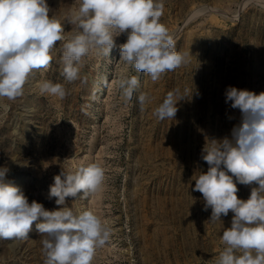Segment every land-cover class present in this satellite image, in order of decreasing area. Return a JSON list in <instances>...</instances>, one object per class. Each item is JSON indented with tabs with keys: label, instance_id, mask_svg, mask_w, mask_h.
<instances>
[{
	"label": "rangeland",
	"instance_id": "1",
	"mask_svg": "<svg viewBox=\"0 0 264 264\" xmlns=\"http://www.w3.org/2000/svg\"><path fill=\"white\" fill-rule=\"evenodd\" d=\"M48 4L63 16L76 0ZM161 22L176 50L192 57L156 82L121 61L117 46L109 57L90 53L81 79L67 83L57 42L50 67L34 71L21 96L0 98V167H9L6 179L29 203L57 210L55 198L48 199L54 176L93 162L103 167L98 193L66 198L74 212L90 210L111 229L92 264H217L221 235L231 225V212L209 222L211 208L204 210L193 177L209 167L201 159L206 138L230 136L240 122L225 90L264 92V0H164ZM125 41L116 38L117 45ZM133 75L140 84L126 103L118 82ZM44 80L64 84L66 97L41 95ZM175 89L186 98L173 120L161 121L153 111ZM141 93L150 97L143 109ZM237 187L238 198L248 199L251 186ZM35 223L27 239H0V264H44Z\"/></svg>",
	"mask_w": 264,
	"mask_h": 264
},
{
	"label": "clouds",
	"instance_id": "2",
	"mask_svg": "<svg viewBox=\"0 0 264 264\" xmlns=\"http://www.w3.org/2000/svg\"><path fill=\"white\" fill-rule=\"evenodd\" d=\"M163 13L164 0H76L63 16L53 14L48 0H0V98L21 96L29 76L50 67L57 42H63L61 75L67 83L81 79L90 53L109 57L117 46L121 61L158 81L192 57L190 51L176 50L173 35L161 22ZM66 24L70 31H65ZM121 35L126 41L117 45ZM139 84L134 75L119 80L126 103ZM38 87L41 95L58 99L68 94L62 83L44 80ZM185 98L179 89L169 91L153 115L173 120ZM137 99L142 109L150 102L146 93ZM225 103L240 111V122L230 136L206 138L201 159L209 167L193 177V191L202 194L205 211L211 208L209 222L233 214L221 235L224 248L217 264H264V92L229 86ZM9 171L7 165L0 167V239H27L36 222L44 237V264H92L110 240L111 229L90 210L74 212L66 198L82 193L78 198L88 199L98 193L105 182L103 167L93 162L54 176L48 199L55 198L57 210H46L35 200L29 203L21 187L6 179ZM237 184L251 186L248 199L238 198Z\"/></svg>",
	"mask_w": 264,
	"mask_h": 264
}]
</instances>
